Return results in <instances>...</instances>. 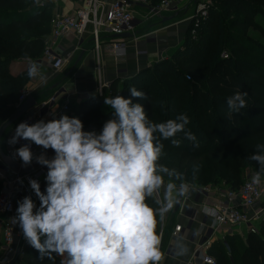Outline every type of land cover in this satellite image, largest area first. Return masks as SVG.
Masks as SVG:
<instances>
[{
  "label": "clouds",
  "instance_id": "1",
  "mask_svg": "<svg viewBox=\"0 0 264 264\" xmlns=\"http://www.w3.org/2000/svg\"><path fill=\"white\" fill-rule=\"evenodd\" d=\"M39 69L38 62H31L26 74L43 79ZM128 93L127 98H103L111 112L98 131L85 130L77 116L56 118L55 113L48 120L21 121L12 130L10 146L24 141L12 158L21 167L34 161L46 169L43 190L39 180L28 178L29 194L16 201L11 219L40 264L54 255L64 257L62 264H163L162 226L196 191L179 171L161 163L163 142L179 147L182 134L193 148L200 145L187 129L186 114L153 122L144 104L135 102L146 100V94L134 86ZM89 96L95 99L94 93ZM247 96L238 90L226 98L229 116L247 107ZM33 145L41 149L39 154ZM248 159L258 166L251 183L264 185V144ZM196 171L198 166L193 179ZM202 212L216 215L210 207ZM198 235L197 229L193 236ZM188 252L185 238L177 237L173 258Z\"/></svg>",
  "mask_w": 264,
  "mask_h": 264
},
{
  "label": "trees",
  "instance_id": "2",
  "mask_svg": "<svg viewBox=\"0 0 264 264\" xmlns=\"http://www.w3.org/2000/svg\"><path fill=\"white\" fill-rule=\"evenodd\" d=\"M160 1L151 0L152 5ZM48 7L45 0H0V126L14 113L27 79L26 71L14 76L11 69L18 64L28 67L42 55L50 35ZM260 8L264 10V0H213L194 35L190 23L182 47L169 60L142 71L119 89L125 98L130 87L143 91L147 99L135 102L144 104L153 122L175 119L180 113L189 117L187 129L196 134L200 146L193 148L182 134L177 137L179 147L164 141L161 163L175 168L196 188L225 186L237 191L244 173L257 171L248 157L264 144V49L246 33L252 30L264 39L254 22ZM224 51L229 54L226 59ZM238 90L247 92V107L229 116L226 98ZM101 104L95 98L79 106L76 116L85 130L100 129L108 119L111 110L100 113ZM258 230L248 234L234 254L233 239L215 245L211 256L216 264H264V220ZM37 256L25 244L15 261L40 264ZM63 260L54 255L43 264Z\"/></svg>",
  "mask_w": 264,
  "mask_h": 264
},
{
  "label": "crops",
  "instance_id": "3",
  "mask_svg": "<svg viewBox=\"0 0 264 264\" xmlns=\"http://www.w3.org/2000/svg\"><path fill=\"white\" fill-rule=\"evenodd\" d=\"M114 1L115 0H97V3L104 11H106V9H108ZM166 1L168 2V8L159 16H156L152 10L158 8L160 3L152 5V2H150L148 7L145 6L146 8H141L132 3L130 5V10L134 17V23L132 31L127 34L128 37L115 38L105 33H100L99 49L97 51H95L93 47L91 35L92 27L90 25L87 26L81 34L68 33L63 37H60L56 40L51 50L55 57L64 61L63 65L58 71H53L50 65L41 61L39 64V71L43 79L39 77L34 79L29 78L26 74L27 79L20 92L22 90L29 92L30 95L28 98L32 99L35 105H38L47 101L55 91L62 88L69 96L70 111L67 113L69 116H76L79 111V106L86 101L92 100L89 94L94 93L95 98L102 101L99 112L103 113L108 108H105L103 105L104 97H99L96 94L98 80L102 83L109 84L110 88H113L112 91L118 93L124 82L131 80L142 71L152 68L159 62L169 60L173 54L182 47L188 25L192 23L188 19L193 15L196 2L192 0ZM83 5L82 0H55L53 2H49L48 12L50 17L53 15L70 16L75 9L80 8L81 6L83 7ZM141 13H144L146 16L141 15ZM155 18H157V20H154ZM160 19L171 20L161 23ZM152 20H154V24L149 23L152 22ZM114 42H123L125 45V56L122 59H115L110 51V46ZM96 56H98V71L96 69ZM41 57L38 60H40ZM24 71L27 73L26 65L18 64L11 69V74L16 76ZM105 97L108 96L105 95ZM59 106V101L51 104L43 119H50L52 113H56L58 111ZM19 107H17L16 104L15 110ZM29 110H27L25 114ZM25 114L19 119V121L25 116ZM18 122L10 127L7 130L8 134H6V131L0 140L1 153L5 158L11 161L12 165L15 166L14 169L7 167L8 173L5 175L8 179H11V174L13 173L31 174L40 167L34 161L28 167H21L19 159L17 158L14 160L12 158L14 149H12V147L7 143V140L12 135V130ZM98 130L99 129H97V131ZM40 151L41 149L36 146L34 153L39 154ZM47 155L51 157L52 151H48ZM0 164L4 165L1 161ZM250 173L251 171H246L244 173V181ZM21 188L22 184L18 183L14 185L12 190L18 194ZM43 188L44 179L41 180V190H43ZM225 189V186L208 189V192L205 195L196 190L191 194L186 204H181L176 211L169 214L168 219L165 221L161 229L164 233L161 244V250L165 253L163 264H189L188 261L190 259V254L192 253L194 247L200 243L204 232L212 225V220L203 215L201 208L217 207L218 203L221 202L219 200L218 193L225 191ZM17 194L14 196L13 217L17 206L16 201L21 199ZM33 199H35V197H33ZM258 205L253 210L250 209L247 211H244L242 208L240 209L238 203H235L233 206H235L238 210L247 212L249 215H251L253 211L260 214L261 222L256 224L257 226H260L264 220V209L260 210ZM193 214L195 219L191 224H189V218ZM178 225L186 229L184 238L188 244L189 252L184 257L174 259L172 256V250L174 248L176 237L173 236L172 233L173 228ZM197 229L199 230V235L193 236V232ZM16 231L20 234L17 226ZM248 234L249 232L244 226L219 228L216 231L211 248L208 251V254L210 253L209 256H211V252L213 251L215 245L218 243L222 244L225 239L229 238L235 241L240 240L244 243ZM25 244L26 242L20 235L15 242V246L19 247L24 246ZM18 257H16L15 260ZM1 260H3V253L0 229V262ZM15 260L12 264H22L20 261ZM190 264L201 263L199 260H195Z\"/></svg>",
  "mask_w": 264,
  "mask_h": 264
},
{
  "label": "built area",
  "instance_id": "4",
  "mask_svg": "<svg viewBox=\"0 0 264 264\" xmlns=\"http://www.w3.org/2000/svg\"><path fill=\"white\" fill-rule=\"evenodd\" d=\"M46 2H53L55 0H45ZM77 1V0H73ZM83 7L77 8L70 16L53 15L50 20V35L45 43V47L40 60L34 62L44 61L47 65H50L53 71H58L63 65V60L53 55L51 48L55 44L56 40L68 33L81 34L87 26L92 27V43L94 50L99 49V36L100 33L117 37L123 34H129L133 29L134 17L130 10V5H143L148 7L151 0H115L104 11L102 7L97 3V0H82ZM196 2L193 15L188 19L193 24V30L191 35H194L199 23L206 17L208 9L211 7V0H192ZM168 2L163 0L160 2L158 8L153 9V13L159 16L162 12L167 10ZM110 51L115 59H122L125 56V45L123 42H114L110 46ZM97 71L99 70L98 56H96ZM96 94L99 97H112L119 95L117 92H112L110 85L102 83L100 80L97 82ZM29 92L21 91L17 100V107H19L28 97ZM60 102L58 111L55 113L56 118L60 114H67L70 111V100L67 92L64 89L59 88L49 99L43 103L35 105L30 109L25 116L19 121H28L33 123L39 119H43L49 106L55 102ZM53 116H50L52 119ZM18 122V123H19ZM17 123V124H18ZM24 141H20L15 146H11L12 149L18 148ZM36 146L33 145L32 151L35 152ZM50 151V150H48ZM46 169L39 167L31 174H11V179H8L5 174L8 173V169L5 165L0 164V229L2 237V253L3 260L1 264H12L16 257L20 256L23 251V246L16 247L15 242L20 237V234L16 231V225L12 222L14 213V196L17 192L12 189L15 184H21L19 181H23L22 188L18 192V196L22 198L28 195V178H34L40 181L44 178ZM254 173H250L242 186L237 191H230L225 189L218 193L219 200L217 207H212L216 212V215L208 216L212 220V225L204 232L200 243H198L192 253L190 254L189 264L192 261L199 260L201 264H216L215 260L209 256L208 251L211 248V244L215 237L216 231L222 227H246L249 234H255L257 223L261 222V215L254 211L251 215L247 212L238 210L235 203H238L240 209L244 211L253 210L263 199L264 189L262 185H253L251 183V177ZM196 190L205 195L208 189L196 188ZM218 191V190H217ZM204 207L201 208V210ZM211 208V207H210ZM3 219V220H2ZM195 219L194 214L189 218V224ZM186 229L181 226H175L173 228L172 235L177 237H185Z\"/></svg>",
  "mask_w": 264,
  "mask_h": 264
},
{
  "label": "water",
  "instance_id": "5",
  "mask_svg": "<svg viewBox=\"0 0 264 264\" xmlns=\"http://www.w3.org/2000/svg\"><path fill=\"white\" fill-rule=\"evenodd\" d=\"M141 8H146L143 5H138ZM171 19H160L161 23L167 22ZM124 37H128L127 34H123L121 36H117L115 38H124ZM35 103L32 99L28 98L26 99L23 104L14 111V113L0 126V140L2 138V136L4 135V133L10 128L12 127L16 122L19 121V119L25 114V112L27 110H29L30 108L34 107ZM0 161L1 163H3L6 167L10 168V169H14L15 166L12 165L11 161H9L7 158H5L3 156V154L0 151ZM179 207V206H178ZM178 207H176L174 209V211H176L178 209Z\"/></svg>",
  "mask_w": 264,
  "mask_h": 264
},
{
  "label": "rangeland",
  "instance_id": "6",
  "mask_svg": "<svg viewBox=\"0 0 264 264\" xmlns=\"http://www.w3.org/2000/svg\"><path fill=\"white\" fill-rule=\"evenodd\" d=\"M211 7L213 6V0H211ZM154 8H156V7H154ZM260 11H259V14H257L256 16H254V22L257 24V26L261 29V31H263L264 32V10H262L261 8L259 9ZM141 15H144V16H146L144 13H141ZM140 15V16H141ZM154 20H157V18H155ZM154 20H152V22H149V23H153V21ZM154 24V23H153ZM246 36L247 37H249L251 40H253L254 41V43H256V44H258L260 47H261V49H264V39L258 34V33H256V32H254V31H252V30H248V32L246 33ZM226 54V55H225ZM229 54L227 53V52H223L222 53V58H224V59H226L227 58V56H228ZM115 91H113V93H114ZM6 134H8V131L6 132ZM5 134V135H6ZM212 188H214V187H210V186H206L205 187V189H212ZM262 188L264 189V185H262ZM263 199H264V195H263ZM263 199H262V201L259 203V208H260V210H262V209H264V201H263ZM259 230H258V226H257V228H256V233L258 232ZM242 242L239 240V241H236V243H235V245H234V249H232V254H234V251L235 250H239V249H241V247H242Z\"/></svg>",
  "mask_w": 264,
  "mask_h": 264
}]
</instances>
